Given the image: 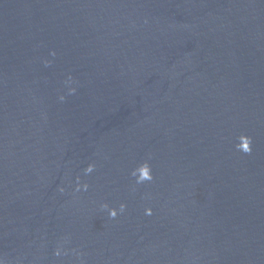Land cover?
<instances>
[{
  "label": "water",
  "instance_id": "obj_1",
  "mask_svg": "<svg viewBox=\"0 0 264 264\" xmlns=\"http://www.w3.org/2000/svg\"><path fill=\"white\" fill-rule=\"evenodd\" d=\"M0 264H264V0H0Z\"/></svg>",
  "mask_w": 264,
  "mask_h": 264
},
{
  "label": "clouds",
  "instance_id": "obj_2",
  "mask_svg": "<svg viewBox=\"0 0 264 264\" xmlns=\"http://www.w3.org/2000/svg\"><path fill=\"white\" fill-rule=\"evenodd\" d=\"M53 55H54V53H53ZM60 99H63V97H61ZM246 151H249V150L246 149ZM92 170H93V165H91V164H89L88 167L84 169L86 174L92 172ZM133 174L135 175V173H133ZM148 179H151V177L149 175L148 169L144 168L141 170V174H140L138 182H142L143 180H148ZM83 187L86 189L87 185L85 184ZM101 207L106 208L107 206L101 205ZM123 210H124V205H121L120 211H123ZM110 216L112 218H114L116 216V212L114 210H110Z\"/></svg>",
  "mask_w": 264,
  "mask_h": 264
}]
</instances>
